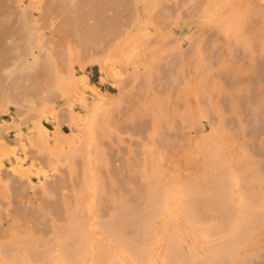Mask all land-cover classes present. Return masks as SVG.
Instances as JSON below:
<instances>
[{
  "label": "rangeland",
  "instance_id": "1",
  "mask_svg": "<svg viewBox=\"0 0 264 264\" xmlns=\"http://www.w3.org/2000/svg\"><path fill=\"white\" fill-rule=\"evenodd\" d=\"M6 1L4 2L2 0V2H4L5 4L1 3L3 5L0 6V11L1 10L4 11L5 7L9 6L8 9L10 8L9 9L10 17L9 18L6 17V20H4V17L0 15V19H2L4 21L3 22L4 25H7V27L9 26L11 28L10 29L8 27L10 30H8V32L7 31H5V32L7 33L6 35H8L9 31H11L10 33L12 34L11 35L12 38L8 37L9 38V41H8L7 40L8 38H6V36H5L6 39L5 38L4 39H5V41L7 40V42H5L2 38L5 34L3 32L4 30L1 31L3 33H2V35L0 34L1 35L0 37L2 38L3 42L6 43L7 45H10L14 41L16 42V39L18 41L20 40V42L17 41V44L12 43L13 46H10L13 48L12 49L13 51H9V50H11V48L9 47L10 48L9 49L8 46L6 44H4V47H7V50H8V51H5L7 56L5 54L3 55V57L1 56L3 54V51L1 48H3V50L6 48H4L3 46H0V52H2L0 54V75H1L0 78L2 79V77H3V79H5V80H3V79L2 80L5 83L12 80L11 81L12 85H10L11 83H8L10 86L8 84L4 83L6 85V87H7V85L9 86L8 88L17 87L20 84L21 85L25 84L24 83V82H26L25 80L32 78L31 76H29V78H28V75L25 73V72L28 73L30 68L29 69L28 68H25V69L21 68L22 72H21V69H20V73L18 72L19 71V68H18L19 64L18 63L22 64L21 62L23 61V59H25V57L27 58V61L30 62V61H32V59L35 55H37V54L41 55L42 53H44V52H42L43 49L40 47H37L34 49L33 55L29 54V55L24 56V54L22 53V52H24V49L28 50L30 52V50H29L30 47L27 46V43L24 41H27V37H28L29 40L27 42L29 45L30 44L29 41H30L31 36H32V38H33V36H35V35H31V33L34 32V31H32L33 30L32 27H30L31 25H29L30 28H28V29L25 27V26L28 27V25L25 23L30 24L29 21H32V20L35 21L36 27L39 28V31H40L41 35L43 36L42 38L45 40H52L51 43L54 44L55 47L58 48V52H59V56H60V60H61V66H60L61 70L67 76L73 75L75 80L77 79L78 82L77 81H69L68 82V84H67L68 87L66 89L67 90L66 96L60 92H57V91L54 92L55 96H53V94H52L53 99H55V101H54L55 104H54L53 108H51V107L46 108L43 112H41V114H39V122L42 123V128L45 130V132L43 131V129H41V130L37 129V125H36V122L34 123V120L28 119V121H25V122H22V124H19L21 122V120L18 121L15 119L17 117L13 113L14 108H13V105L11 103L8 104L9 110L7 113H0V128H1L0 137L5 138L6 136H8L7 137L8 139L6 140L8 142V144H4V146L0 145V178L2 177V180H0V231H1V229L2 230L4 229L5 230L4 235L7 234V231L10 232V229L8 230V228H10L9 226H11V224H10L11 223V216H10L11 208H12V206H14L16 201H18L15 199L13 191H11V190L8 191L7 179H6L7 176L6 175L11 176V177H14V176L19 177L22 175H20L18 173L21 170H23L24 173L27 174V176L31 179L32 184H33V188H30V186H29V188H25V190H24L23 184L20 181H18V182H16V183H18V191H22L26 195V198L29 196L33 197L34 202H32V203L35 204V203H38V201H39L40 195L38 196V194H42V190L39 188V184H40L41 180L45 179L43 171L40 169L41 166H44L45 169L48 170L47 173H49V175H50V179H46L48 184H50L52 182V180L55 178H64L65 177L68 180L75 179L74 174L69 173L70 169L75 170V171L78 170L76 174H79L80 181H84L85 179L88 181L89 180L92 181V179L95 178V175H97V172L94 170V165L96 163L105 162L108 160V158H111L113 165L115 167L119 163V162L115 161L116 155L117 154L119 155V159H121V162H122V159L125 158V155L129 152V150L131 148L133 149V154H135V155L140 150H142V148L144 146H148L149 148H152V149H154V148L158 149V146L155 147L157 145L156 141H159V135L157 136L156 133H161V132H166L167 135H170V136L172 135L171 137L168 136V138L176 145L182 144V142L185 143L188 139H190L192 143L187 141L189 144L197 145V143H198V145L200 146L199 143L202 144V142H203V144H204V143H208V140H211V142L213 141V143H211V144H213V145H211L212 148L210 147L209 144L208 145L212 151H215L217 148L221 149L223 147V149H224L227 147V146H225L226 141L223 138L224 136H226V134H227V136H229L230 133H232V136L236 134L237 135L236 137L239 138V142L242 145H244V146H242V145L241 146L242 147L247 146V148L245 147L244 151L246 152V150H247L246 153L248 156L247 159L244 160L245 163L242 161H240L242 164L239 161L236 162L238 167H239V168L236 167V170L238 169L237 173L239 176L241 175L240 181L241 180L243 181V179H245L243 177H245L247 175L244 182L246 180H248L249 182L248 181L245 182L248 185L245 183H241L242 182L241 181L240 184L237 185V186H239V188L241 187L240 188L241 190L238 189V187L233 188L235 186H233L231 184L232 182L229 183L230 177L228 175L230 174V172L227 175L225 174V172L226 173L228 172V169L230 170L229 166H231V165L229 164V162L227 163L226 161H225L226 164L224 162L222 164L220 163L223 160V159L221 160V158H224V156L223 157L221 156V155H223V153H220V152H225L226 149H224V151L222 149L220 151V149H219V153H217V154H221V155H219V157L218 156L216 157L213 155V157L209 156L210 158H207L208 154L212 156V154H211L212 151H211V153L206 152L207 156L202 154V156H205V159L207 158L205 160L206 162L204 161L205 165L203 164L205 166V168L202 165L203 166L202 169L204 168L202 171L205 174L209 173L210 169H211L210 173H212L213 171L214 172L212 174L209 173L206 175L201 172V178H202V179H200L201 180V182H200V188L201 189H199L200 191L198 190L197 194H199V196L200 195L203 196V194H204V196H205V193H206V195H208L207 193H210L212 195L213 194L212 192H214V193H216V196L219 195L220 198L224 194V196H223L224 199L222 198L223 202H224V200L226 202V199L228 197L229 198L227 200L230 202L229 203L227 201L228 202V203L226 202L227 205L224 202L225 207H228V205H229V207L232 206L231 199L233 198V195L235 198L232 199V202L236 201L235 199L237 198L236 202L238 203L240 201L239 204L242 205L241 207L244 206V204H242L244 202L241 201V198L243 196L242 193L248 194V192H250L252 194L251 195L249 193L250 196H254L257 193L256 197L264 195V192H263L264 190L260 191L264 188L257 185L260 183V180L264 182V180H262V179H264L262 177L264 175V141L262 142V140H261L262 138L264 140V105L260 106V104L264 103V101L263 102L261 101V100H264L262 98V96H264V94H263V92H260L261 94L256 93L257 95L254 94V91L256 90L255 87H257V85H256L257 80H255L256 79L255 78L256 77L255 72L257 75H259V78H260L262 85H263L262 81L264 82V74H263L264 73V61H262V60H264L263 59L264 58V54H263L264 47H262L263 44H260V43H264V42H259V43L257 42L259 44V47L256 46L257 44L254 45L255 47H257L256 49L252 48L253 45H251V46L249 45L251 47L250 48L251 50L255 49L254 54L257 53L256 54L257 59H255V60L258 63L254 61V58H256V56H254V58L252 57L253 61H254V62L253 61L252 62L258 64V65L255 64L257 66V67H255V69L256 68L257 69L255 72H252V73H254V75L251 74L250 75L251 78H249L250 81L251 80L253 81V82L251 81V83H253L256 86L254 87V85L252 84L253 86L250 87L249 96H247L248 94L244 93V95H242L243 96L242 98L239 97V100H241V103L239 102V104L242 105V106L239 105L241 107V109H239V111L241 110L239 112V113H241L240 117L237 116L238 113L236 115L232 111L233 106H232V103H230L231 102L230 101V99H231L230 94L225 92L226 94H228V95H225V94H222V93H224V91L221 92L222 91L221 89L224 86L223 84H225L227 86L231 83V85H232V83H233L232 81H234L233 85H235V82L242 78V77L238 78L237 76H235L234 79L233 78L231 79V75L233 74V71H231V69H236L238 67V65H240L241 67L244 65L243 66V68H244L245 65L248 66V64H246V63H249V65H250L251 59L249 58V62H247L248 61L247 59L249 56H251V54H253L252 53L253 50L252 51L248 50L249 48L247 46H246L247 48L246 47L245 48L240 47V44L242 46V44L244 43V41H242L243 35H246V36L254 35V34H256L255 32H258L259 30L261 31L262 27H264L263 26L264 25V0H242V2H243L242 3V5H243L242 18H243V21L245 20L244 22L246 24V28L237 30L235 28L236 26L232 25L234 29H232V31L229 32V36L227 34H226V36L224 35L225 37L228 36L229 39H227L228 37L226 39L231 41L230 44L227 42L229 46L231 45L230 48H228L226 46L227 43H225L226 44L225 45L222 42V40L225 39V37L222 35V32H223L222 29L220 32L216 28L217 25H212L213 27L206 26L207 25L206 20L210 17H208V18L203 17V15H202L203 11L199 10V8H201L202 5L200 6L197 3L198 0H197L196 4H194V2H193L196 0H193V1H191V0H188V1L187 0H157L159 3V7H157L158 9L156 8V10H158V11H155L156 13H154V11H153V13L156 14V16L152 13V15H153L152 20L153 21L148 19V16L150 13H146L147 8H148L149 12H152V10H151L152 4L150 3L152 1H150V0H149V3H147V2L145 3L146 5H142L144 3L141 2L142 3L141 4L138 0H98L99 3H101L103 6H105L104 10L106 11L107 14H114V16L117 15V17H115V18L119 19L118 24L122 25L124 30H123V33L118 38H116V36H115L114 40L113 39L111 40V42L117 41V44L115 45V46L118 45L117 47L113 48V47L109 46L108 43L100 40V44H98V46L90 47L84 51H82L80 49L82 51L81 54H76L75 52L72 51L75 45L79 46V43H78L77 38L74 36V33L70 32L68 30L70 28H74V23H73L74 20H72V18L75 19L76 18L75 16L76 15L78 16L80 14V12L77 11V10H79L78 7L76 6L77 3H75V2L79 1V6H80V3H81L80 0H73V1L72 0L71 1L63 0L65 4L63 3L62 0H20V1L12 0L14 3L10 0L9 1L6 0ZM59 1H61V2H59ZM81 1H83V0H81ZM113 1H115L116 4L112 7L111 4L113 3ZM8 2H10V4ZM31 2H32V4H30ZM71 2H73V4ZM218 2H219V4L215 7H219V6L220 7L218 9H214V5ZM230 2H232V0H210V3L207 4L206 8L204 9L205 12L207 13L206 15L212 16L214 18H220V19H228V20L231 19L232 13L229 11V10H231L230 9ZM52 3H53V5H51ZM58 3L62 6L63 9L61 8V6L59 7ZM61 3H63V5ZM197 4L199 5V7L197 6L198 9L196 8ZM71 5H72V7H71ZM74 6H76V7H74ZM83 6L85 9L84 11H86V10H88V6H90V5L89 4H87V5L83 4ZM83 6H82V8H83ZM148 6H151V7H148ZM1 7H4V9ZM24 8H26L28 10L29 13L27 12V10H26V12H27V14H29V17L31 16L30 17V19L32 18L31 20H29L26 17H25L26 19H24V15H23L25 13V11H23ZM50 8H51V10H50ZM55 8L58 10H55ZM70 8H71V10H70ZM6 10H7V8H6ZM68 10H70L71 12L69 11L70 12L69 13ZM51 11H53V12L50 13ZM66 12L69 15L66 14ZM77 13H79V14H77ZM65 14L68 15V16H66L68 18V20H69V16L71 19L70 21L66 22V25H67L66 30L68 31L69 34L65 31L60 32L57 29L58 18H62V16L65 17ZM70 14H72V18H71ZM58 15H60L61 17ZM25 16H27V15H25ZM207 16H205V17H207ZM10 19H11V22L8 23L10 21ZM21 20H23V21L21 22ZM26 20L28 22H26ZM89 22H90V19L88 20V23ZM240 22H242V21H240ZM0 23H1V20H0ZM12 25L13 26L16 25V26L13 27ZM214 26H216V27H214ZM17 27H18V29H17ZM12 28H14V31H16V33L14 32L15 33L14 35L12 32ZM259 28H261V29H259ZM24 29H26V30H24ZM29 29L32 31V32L30 31L31 33L28 31ZM19 30L21 32V33H19L20 36H18L19 34L17 33ZM22 31H25L24 32L25 34H23ZM129 35H132L133 38L131 41H130V39H128V41L126 42L125 40H126L127 36H129ZM8 36H10V35H8ZM13 37H14V39H13ZM15 37H16V39H15ZM23 37H24V41L22 40ZM240 39H242V40H240ZM227 40H225V42ZM234 40H236V41L240 40L239 42H241V43L236 42ZM22 41L24 42L23 45H25V46L18 44V43L21 44ZM238 43H239V45H238ZM1 44H2V42L0 43V45ZM245 44H243V45L245 46ZM14 45H16L17 47L22 46L23 48L22 47L17 48L16 46L15 47H16V49H18V50L21 49L23 51L18 52L17 50H14ZM130 45H131V47H130ZM260 45H261V47H260ZM16 52H18L19 54L20 53L23 54V56H21V54H20V56L24 57V58H22V60H19V58H17V56H19V55H17ZM10 55H11V57L15 55V57L12 58L13 61H11ZM260 55H261V57H260ZM4 56H6L7 59ZM43 56L45 57L44 54H43ZM43 56L40 59V62H41L40 65L41 64L47 65V62ZM8 57H10V58H8ZM21 57H20V59H21ZM14 58H17V61L15 60L16 61L15 63L18 64V66H16L17 69L15 68ZM9 61L13 62V64L9 63ZM242 62H243V65L241 64ZM244 62H245V64H244ZM25 63L26 62L24 61L23 64L21 65V67H23V65ZM2 64L8 65L9 67L4 65L6 67L5 68L4 66H2ZM233 64H235L237 67L235 65H234L235 68H232V66L230 67V65H233ZM227 65H229V69L227 68ZM10 66H12V68L14 66L15 69L13 68L12 71L16 70L17 72L16 71L15 72L17 74L15 72H14L15 74L12 72L14 75L12 74L10 76V74H11L10 73V70H11ZM223 66H225V67H223ZM241 67L239 69H242ZM41 68H42V70L44 69L43 66H41ZM41 68L39 67V71ZM180 68H182L183 70ZM8 69H10L9 72H8ZM179 69H180V71H179ZM244 69H246V68H244ZM53 71H54V69H53ZM183 71H184V73H183L184 76L181 74V72H183ZM227 71H228V73L231 71V73L227 74ZM258 71H259V73H257ZM261 71H263V72H261ZM202 72H204V74ZM7 73H9V74H7ZM22 73H23V76L25 74V75H27V77L21 76ZM19 74L22 77L21 78L22 83L19 82L17 84H13V82L15 81L14 77L16 75H19ZM206 74H209L210 77L206 76ZM228 75L230 77H228ZM233 75H235V73ZM205 76H206V79L210 83L207 81L208 83L205 84L206 79L204 78L205 79L204 80L203 78H200V77H205ZM18 77H16V78H18ZM192 77L193 78L195 77L194 79H196L197 82H194L195 80L191 81L190 79H193ZM81 78H84V80H83L84 84H82V82L80 80ZM164 78H165V82H164ZM185 78H186V80H185ZM229 78H230V83H229ZM259 78H257V79H259ZM21 79L19 77V80H21ZM202 79L204 81H201ZM211 79H214V80H211ZM235 79H237V80H235ZM16 80L18 82V79H16ZM175 80H177V81H175ZM198 80L200 81L199 83H198ZM180 81H182V82H180ZM186 81H188L190 83L194 82L195 83L194 86L198 85V87H199V84L205 85V87H203L204 90L200 86L201 91L199 90V92H201V93H198L199 95H196V97H194V98H190L192 100L191 110L186 109V107L184 106V103H183V102H185V99H181L179 94H178V89H180L179 84H180L181 88H183V87L185 88L187 85ZM260 81H258V82L260 83ZM122 82H124V85H127V86L125 87ZM183 82H184L185 86H181V83L183 84ZM212 82H214V83H212ZM2 83L3 82H1V84ZM170 83H171V85H170ZM173 83L175 84L174 87L172 86V85H174ZM196 83H198V84H196ZM4 84H3V86H5ZM26 84H28V81L26 82ZM261 84H259L260 87H261ZM238 85L239 84H237L235 86L238 87ZM0 86H2V85H0ZM170 86H172V87H170ZM250 86H251V84H250ZM2 87H1L2 90L5 89ZM229 87H232V86H227L226 88L229 89ZM224 89L225 88H223V90ZM228 89H225V90L228 91ZM8 90L10 92V89H8ZM11 90L13 92V90H16V88L11 89ZM17 90H18V88H17ZM257 91L259 92L258 87H257ZM257 91H255V92H257ZM15 92L16 91H14L13 93H15ZM123 93H126L132 101L127 103L126 99L122 100V98H124L122 96ZM251 93H252V95H251ZM15 94L19 96V94H17V93H15ZM226 96H228V98H226ZM14 97H16V96H14ZM248 97H250V98H248ZM169 98H170V101H168L167 104L170 105L169 103H171L176 107V109L174 111H172V109H174L175 107L174 106H173L174 108L171 107V110H170V106H168L166 104L167 107L169 108V111H171L170 114H172V116L167 115V117L168 116H169V118L171 117L170 119H172V120H170V121L175 126L174 128L170 127L171 123H169L170 126L167 124L170 121H168L166 123L164 120V123H163V118H162V114L165 115L166 112L164 110H162V107L160 105V99H168L169 100ZM243 102H245V103H243ZM248 102H249V104H248ZM257 102L260 103V104L258 103L260 106L259 110H258L259 107L257 105ZM254 104H256V105H254ZM250 105H251V108H250ZM252 105L255 107V109L258 110L256 114H255V112H256L255 109H254L255 112H253L254 107ZM256 106L258 108H256ZM252 115H255V116L252 117ZM25 116H26L25 119L29 118L30 113L28 115L26 114ZM32 116H35V115L32 114ZM59 117H61V119L63 120V122L61 123V127L58 126ZM167 117H166V119H167ZM182 118H184L185 121ZM160 119H162L161 122H160ZM173 120H174V122H173ZM117 125H118V127H117ZM29 128L32 130V132H28ZM133 129H135V130H133ZM173 129L174 130L176 129L175 132H173L174 131ZM169 130L171 131L172 134L168 133ZM214 130L218 133V135ZM212 131H214L216 133L217 138H216V136H214L215 140L211 139V137L208 140L205 139L206 136H208L207 134H209L210 132L212 133ZM182 132H184V134H186V138H187L186 141L181 140L182 136H184V135H182L183 134ZM211 133H210V135H211ZM177 135L181 139L179 137H177ZM152 137L154 140V145L152 142ZM178 138L182 142L179 143V140H176ZM207 138H209V137H207ZM57 139H61L62 145L56 144ZM175 141H176V143H175ZM177 141H178V143H177ZM42 142H45V146L47 147V149H46V151H43V153H41V152L38 153V155L40 157H44L45 154H47L49 156L48 160L42 161L38 157L36 160H33L34 163H32V161L29 158H25V159L19 160V163L21 165L20 166L21 170L15 171V172L11 170L12 166L16 165L15 164L16 163V160H15L16 155H18L19 157H23L25 151L35 150L36 147L42 146ZM208 145L207 146L201 145V146L203 147V149L205 147H207L209 149ZM201 146H200V148L202 149ZM204 151H206V149H204ZM159 152L161 155H163V153L166 155L165 150H163L161 148V146L159 148ZM202 152H203V150H202ZM209 152H210V150H209ZM218 158H220L219 159L220 161L218 160ZM208 159H209V161H208ZM246 160H247V162H246ZM216 161H217V163H215ZM124 162H125V160H124ZM124 162H122V163H124ZM218 162H219V164H218ZM209 163H210V165H209ZM213 163H215V164H213ZM236 163H233V165ZM50 164L51 165L53 164L55 167L57 165L60 168L61 172L60 173H53L52 166H50ZM212 164L215 166H212ZM206 165H209V166L207 167ZM237 165H235V166H237ZM227 166H228V168H227ZM212 167H214V168H212ZM223 167H226V168H223ZM205 169H207L208 172ZM239 170H240V172H238ZM240 173H242V174H240ZM245 173H248V174H245ZM214 174H216V176H218V177L212 176ZM203 175H204V177H203ZM258 176L260 178H258ZM174 177H175V175H174ZM176 177H178V175ZM249 177L252 179L249 180ZM256 177H257V180L255 179ZM171 178L175 179V178H173V176H171ZM216 178H218V180ZM169 180H171V179H169ZM191 180H192V178H191ZM176 181H177V179H175L174 181L171 180V182L173 184ZM252 181H253V183H251ZM185 182H186V184H185ZM185 182L182 184H179V185H178L179 182L177 184L175 183L174 186H169V185L165 184L166 186L165 185L162 186V188L164 190L160 187L161 185H158L159 189H157L158 188L157 187L155 189L156 191L154 192V193H156V195L158 197H161V199L163 197H166L168 200L171 199L169 207L173 206V208L170 209V211H169V214H170L169 217L171 219L174 217L177 219L179 218V223L181 221L180 219L183 218L182 217V212H183L182 210L184 207L183 199H180V198H181V196H183V193L185 194V190H187L192 185L191 184L192 181L190 182V180L188 181V183H187V180ZM256 182H258V183H256ZM263 182H261V183H263ZM225 183L227 186L224 185ZM261 183H260V185H261ZM189 184H191V185H189ZM241 184H243L245 186L247 185L248 188L245 186L243 187V185H241ZM250 184H252V185H250ZM254 184H256V185H254ZM164 186H165V188H164ZM213 186H214V189H213ZM223 186H226V188L223 189L224 188ZM231 186H232V188H231ZM252 186L253 187L259 186L262 189L260 188V190H258L259 187L258 188L255 187L257 190L255 188L252 189L253 188ZM263 186H264V183H263ZM219 188L221 190L217 191V189H219ZM249 188H251V190L255 191L256 193L253 191L251 192V190ZM230 189L232 191L231 195L229 194V192H231ZM243 189H245V190H243ZM35 190H36V192H35ZM215 190L217 192H215ZM234 190H235L236 196L233 193ZM238 190H240V192H242V193H238L239 192ZM18 191L16 190V192H18ZM178 191H182V193L177 194ZM220 191H222L223 193ZM257 191L258 192L260 191L261 195H259L260 192L258 193ZM199 192H202V193H199ZM220 193H222V195H220ZM239 194H241L242 196L240 195L238 198ZM245 194H244V196H245ZM34 195H35V197H34ZM152 196H154V195H152ZM168 196H169V198H168ZM158 197H155V198L158 199ZM99 198H101V197L98 194H96L95 200L96 199L99 200ZM166 198H164L162 200L159 199L161 201H158L157 199L156 200L158 203L159 202L164 203L167 200ZM87 200L88 199L84 200V203ZM157 202H156V204H157ZM162 203H161V205L163 207V205L166 203H164V204H162ZM233 203H235V202H233ZM157 205L159 206V204H157ZM246 205L247 204H245V206ZM154 206H151V207L153 209H155ZM245 206H244V208L239 207V208H241V212H244L246 210L247 206L246 207ZM253 206H254V209L258 208L257 209L258 211L257 210L251 211L250 213L252 215L249 214V210L245 211L247 215L249 214V216H246V217H248V218L251 217V218L249 219V221L246 219V222L240 224L239 228L242 225L243 226L241 227L240 232L238 230V233H237L238 235H235V236H237L236 238H234V237L232 238V236L231 237L227 236V237H230V240H229V245H228V239H225L227 241V248L225 250H227L228 248H231L230 246H232V248H231L232 252H233V248L234 249L236 248V250H234V253L239 250L237 253L241 252L240 256H241V254L245 255L241 258V259H243L242 261H244V258L247 259L248 257H249V259H252L251 262L249 260H247L248 262L245 261L247 264H264V254H260L263 256V258H261V260L259 259L260 257L258 258V260L257 259L255 260L254 257L251 256V255H253V252H254V255L256 253L259 254V251L261 253V251L264 248V242H263L264 237H262L260 235V234L264 235V229H263L264 226H262V225H264V213H263L264 210H263V207L257 206V208H255L256 205H253ZM158 208L161 209V206ZM243 209H244V211H242ZM247 209H248V207H247ZM261 209H262V211L259 212V210H261ZM254 211L255 212L257 211V212L254 214ZM94 212L98 215L101 213V211H99V209H94ZM103 216H104V213H102V217ZM123 218L124 217H122L121 220H123ZM125 219H127V218L125 217ZM189 220H191V219H189ZM258 220L259 221L261 220L260 221V228H259V225H257V224H259V222H254V221H258ZM190 222L191 221H189V224L192 225V222L191 223ZM245 223H246V225H245ZM248 223H249V225H248ZM251 223L253 224L254 227L252 226ZM261 223H263V224H261ZM34 224H35V222H34ZM41 225H43L45 227L44 224H41ZM41 225H38V228L41 231L42 230L44 231L45 229H46V231H47V229H49L48 231H50V232L52 231L51 226L49 227V225H47V223H46L45 228H42L43 226H41ZM180 225H181V223H180ZM193 225H194V223H193ZM248 226L251 227V230H249L250 228H248ZM256 226L258 228L254 229ZM261 226H262V228H261ZM33 227L37 228V224L33 225ZM190 227L191 226H188V228H190ZM191 228H193V227H191ZM242 228H243V230H242ZM258 229H260L262 232ZM46 231H45V234H47ZM50 232H48V233H50ZM2 233H3V231H2ZM0 234H1V232H0ZM257 234H259V236L262 237L263 241L261 240V238H258V239L256 238ZM252 236H253V238H252ZM1 238L2 237L0 235V239ZM193 239H195L194 241H197L198 237H197V239L195 237ZM200 240L201 239H198V241H200ZM225 240H223V241H225ZM258 240H261V241H258ZM166 241L169 243L171 242L169 240H166ZM166 241H165V244H167ZM192 241L193 240H191L190 243H192V244L197 243V244L192 245L189 243L190 246H192V248L194 250L198 249V252L193 251V253H192L191 247L188 246L191 250L190 251L191 253H190L188 251L189 248L187 246H184V249H183V246L181 245L182 243H180V244H179V242H177L178 244L175 243L176 248L178 247L177 249H179V250L176 249V251H178L176 253L177 256L175 254L172 256H176V258L178 257L177 258L178 263H180V261L183 258H188L189 263L194 264V262H195V261H193L194 259L191 260L190 258H192L193 256L195 258L196 252H197V255L199 252H200V255H202V253H203L204 255H206L207 258H208V256L212 258L214 255V258H212V260H214V259L219 260L222 257V255H220L221 257L219 256L216 259L215 254L219 255L218 254L219 252L221 254L222 251H225V250H222L223 249L222 246L224 244H221L222 245L220 247L221 249L220 248L219 249L222 251H219L217 248V251H218V253H217V251L215 250L216 249L215 247L219 243L216 244L217 240L215 241V238L212 239V241H209V242L207 241L206 243H205L206 240H201L200 241L201 243L198 241L197 242H194V241L192 242ZM221 241H222V239H221ZM221 241H220V243H225V242H221ZM255 241H256V243H255ZM203 243H204V245H203ZM207 243H208V245H207ZM259 245H260V247H259ZM194 247H196V248H194ZM181 248L183 251L181 250ZM259 248L260 249L262 248V249L260 250ZM201 249H204L205 251L201 252ZM255 251H256V253H255ZM214 252H215V254H214ZM225 252H222V253H223V256L226 258V256H229V255L226 252V256H225L224 255ZM180 253L186 254V255L182 256ZM110 254L111 253H109V256H106V257L107 258L111 257L110 259L114 260L113 262H115L116 261L115 259H118L119 256L121 257V256L127 255V252H124V249H118L117 251H114V253H112L111 255ZM113 257H117V258H113ZM181 257H182V259H181ZM198 257H200V256L198 255ZM206 257H205V259H206ZM257 257H258V255L256 256V258ZM156 258H157V256H156ZM169 258H167L166 260H168ZM176 258L173 257L175 264H177ZM228 258H230V257H228ZM208 259L210 260V258H208ZM208 259H207V261H208ZM153 260L156 261L155 258ZM158 260H160L159 256L157 258V261ZM169 260L171 261V258ZM227 260H225V261H227ZM171 262H173V261H171ZM246 263H243V264H246ZM0 264H7V263H5V261H3V258L1 257V255H0ZM23 264H32V263L29 262V263H23Z\"/></svg>",
  "mask_w": 264,
  "mask_h": 264
},
{
  "label": "bare ground",
  "instance_id": "2",
  "mask_svg": "<svg viewBox=\"0 0 264 264\" xmlns=\"http://www.w3.org/2000/svg\"><path fill=\"white\" fill-rule=\"evenodd\" d=\"M3 1L5 2L6 0H3ZM10 1H12V0H10ZM17 1H20V0H17ZM69 1H71V0H69ZM138 1L140 3L141 2L144 3V4L141 3L142 5H146L145 4L146 2L149 3V0L148 1L147 0H138ZM150 1H152V2H150L152 4L151 5L152 6V9H151L152 12H149V10L147 8L146 13H150L148 16V19L153 21L152 20V17H153L152 13H153V11H154V13H156L155 11H158V10H156V8L159 7V3L157 0H150ZM191 1H193V0H191ZM4 2H2V0H0V6H2L3 4H1V3H4ZM59 2H61V1H59ZM80 2H81L80 6H79V1L75 2V3H77L76 6L79 9L77 11H79L80 14L77 13V14H79L78 16L75 14L76 15L75 19L72 18V14H70L72 20H74L73 21L74 28H70L68 30L70 32L74 33V36L77 38L78 43H79V46L75 45L72 51L75 52L76 54H81L82 51L87 50L90 47L98 46V44H100V40L108 43L109 46H111L113 48L117 47L118 45L115 46L117 44V41L111 42V40L112 39L114 40L115 36H116V38H118L123 33V30H124L123 26L118 24L119 19L115 18V17H117V15L114 16V14H107L106 11L104 10L105 6H103L101 3H99L98 0H83V1L80 0ZM193 2H194V4H196L197 0L193 1ZM8 3L10 4V2H8ZM63 3H64V1H63ZM63 3H61V4L63 5ZM71 3L73 4V2H71ZM197 3L200 6L202 5L201 8H199V10L203 11V13H202L203 17L204 18L210 17L206 20V24H207L206 26L213 27L212 25H217V27L216 26H214V27H216L220 32L222 29V31H223L222 35L223 36L224 35L226 36V34L229 36V32L232 31V29H234L232 25L236 26L235 28L237 30L246 28V24L244 22L245 20L243 21V18H242V11H243L242 0H232V2H230V9L231 10H229V11L232 13V15H231L232 18L229 20L228 19L214 18L212 16L206 15L207 13L205 12L204 9L206 8V5L210 3V0H198ZM30 4H32V2ZM83 4L84 5H87V4L90 5V6H88V10L84 11L85 9H84ZM115 4H116V2L113 1V3L111 4L112 7ZM198 4L196 5V8H197V6L199 7ZM218 4H219V2L214 5V9H218L220 7V6L215 7ZM51 5H53V3ZM60 6L61 5L59 4V7ZM76 6H74V7H76ZM82 6H83V8H82ZM151 6H148V7H151ZM8 7H5V9H4V7H1L4 9V11L1 10L0 15L4 17V20H6V17H8V18L10 17V11H9L10 8L8 9ZM71 7H72V5H71ZM6 8H7V10H6ZM61 8H62V6H61ZM26 10H27L26 8H24V10H23V11H25V13L23 14L24 19L28 18L29 20H31L32 18L30 19L31 16L29 17V14H27L28 10H27V12H26ZM50 10H51V8H50ZM55 10H58V9L55 8ZM70 10H71V8H70ZM70 10H68V12ZM52 12L53 11H51L50 13H52ZM66 14H68V13L66 12ZM66 14H65V17L62 16V18H58L57 29L60 32L65 31L68 33V31L66 30L67 29L66 22L70 21L71 19L69 16V20H68V18L66 16H68L69 14L68 15H66ZM25 15H27L28 17ZM154 15L156 16V14H154ZM58 16H60V15H58ZM205 16H207V17H205ZM89 19H90V22L88 23ZM0 20H1L0 32L4 30L3 32L5 33L4 36L2 37L3 40L5 41V39L8 37L12 38V36H11L12 34L10 33L11 31H9V34H8L10 36L6 35L7 33L5 32V31L8 32V30H10L11 28L8 26L10 28L9 29L7 27V25H4V23H3L4 21L2 19H0ZM27 20H26V22L29 21V20L28 21ZM22 21L23 20H21V22ZM240 21H242V22H240ZM10 22H11V19L8 23H10ZM29 22H30V24L24 22L25 24L28 25V27L27 26H25V27L27 29L32 27V29H33L32 31H34V32H32L30 29L28 31L29 32L31 31L32 32V33L30 32L31 35H35V36H33V38L31 36L30 41H29L30 42L29 45L27 42L29 40L28 37H27V41H24V37L22 38V40L27 43V46L30 47V48L28 47L30 52L28 50H25V49H24V52H22L23 50L16 49V47H17L16 45H14V50H17L18 52L20 51L24 54V56H26L29 54L33 55L34 49L37 47H40L43 49L42 52H44V53H42L41 55L42 56H43V54L45 55L46 58L44 56L43 57L46 60L47 65L46 64L40 65V63H41L40 59L42 56L38 55V54L35 55L33 57L32 61H30V62L27 61V58L25 57V59H23V61L21 62L22 64L24 61L26 62L25 63L26 65L24 64L23 67H21L22 64L18 63L19 64V67H18L19 71L18 72L20 73L21 68L22 69L23 68L24 69L30 68L31 71L29 70L30 71L29 72L26 69L28 71V73L27 72H25V73L28 75V78H29V76L32 77L29 79L26 78L27 80H25V81L26 82L28 81V84H26V82H24L26 85L25 84H22V85L18 84L19 86L16 85L17 87H14V88H16V90H13V92L16 91L15 93L19 94V96L12 92L11 89H14L13 87L8 88L10 85H12V83H11L12 80L5 83L3 81L5 79H3V77H2L3 80L0 78V81L2 80L1 82H3L2 84L0 82V85H2V86L4 83L5 84L11 83L10 85L8 84L9 86L7 85V87L5 84H4L5 86H3V87L0 86V113H7L9 110L8 104L11 103L13 105V108H14L13 113L17 117V118H15V117L14 118L18 121L21 120V122L19 124H22V122L28 121V119L34 120V123L36 122L37 129L41 130L43 128H42V123L39 122V114H41V112H43L46 108H49V107L53 108V106L55 104V102H54L55 99H53V96H55L54 92L57 91V92H60L66 96L67 95L66 89L68 87L67 86L68 82L69 81H77V79L75 80L73 75L67 76L61 70V68H60L61 60H60L58 48L55 47V45L51 43L52 40H45L42 38L43 36L41 35L39 28L36 27L34 20L29 21ZM29 25H31V26L29 27ZM15 26H13V27H15ZM17 29H18V27H17ZM259 29H261V28H259ZM24 30H26V29H24ZM3 32H1L0 34L2 35ZM12 32H13V35L16 33V31H14V28H12ZM22 32H23V34H25L24 33L25 31H22ZM17 33L18 34L21 33L20 30ZM255 33L256 34L249 35V36L243 35L242 36L243 40L240 39V40L244 41L243 44L246 43L245 46L243 44L241 46V44H240V47L245 48L247 46L249 48L248 50H250V51L253 50L252 51L253 54H254L255 49L257 47H259L258 43L264 42V27H262L261 31L259 30L258 32H255ZM5 36H6V38H5ZM18 36H20V34ZM227 37H225V39L222 40V42L224 44L227 42L230 44V42H231L230 40H227V39H229V37L228 38ZM2 38L0 37V39H1L0 43L2 42V44L0 46L4 47V44H6V43L3 42ZM132 38H133V36L129 35V36H127L125 41L127 42L128 39H130V41H131ZM13 39H14V37H13ZM15 39H16V37H15ZM7 40L9 41V38ZM7 40L5 42H7ZM225 40H227V41L225 42ZM17 41L18 40L16 39V42L14 41L15 43L14 42H12V43L17 44ZM23 41L21 44L20 43H18V44L25 46V45H23L24 44ZM234 41H236V40H234ZM239 41H236V42H239ZM18 42H20V40ZM12 43L10 45L6 44L8 46V48L10 46H13ZM228 43H227V45L226 44L225 45L228 48H230L231 45L229 46ZM239 43H241V42H239ZM239 43H238V45H239ZM260 44H263L262 47H264V43H260ZM249 45L250 46L253 45L252 48H255V49L251 50L250 49L251 47ZM254 45H256L257 47H255ZM22 46H19V47H22ZM19 47H17V48H19ZM130 47H131V45H130ZM260 47H261V45H260ZM4 48H6V49L3 50V48H1L3 51V54L1 55L2 57L4 54L7 56V54L5 52V51H8L7 47H4ZM10 48H11V50H9V51H13L12 50L13 48L12 47H10ZM18 52H16V53H17V55L20 56L21 53L19 54ZM1 53L2 52H0V54ZM23 54H21V56H23ZM253 54H251V56H249L247 59L248 60L247 62H249V58H250L251 62H250V65H249V63H246V64H248V66L245 65V67H244L246 69L243 68V66H244L243 62L241 63L243 65L242 67L240 65H238V67H237L235 64L230 65V67L232 66V68H235V66L237 67L236 69L230 68L231 71H233V74L235 73V75L230 74L231 79L232 78L234 79L235 76H237L238 78L242 77L239 80L235 79V80H237L235 82V85L239 84L238 87L233 85L234 81H232V80L231 81L233 83L231 85L230 78H229L230 84L227 86H232V87H229L230 90L228 88H226L227 86L225 84H223L224 85L223 88L228 89V91H226L225 89L223 90V88L221 89L222 90L221 92L224 91V93H222V94H225V95H228L226 93L230 94V96H231L230 97L231 98L230 103H232V106H233L232 107L233 109L232 108L231 109H232L233 113H235L236 115L238 113L237 116H239V117L241 115V113H239L241 110L239 111V109H241L240 106H242L239 104V102L241 103V100H239V97L242 98L243 97L242 95H244V93L248 94L247 96H249L250 87H252L254 85L253 83H251L252 80L251 81L249 80V78H251L250 75L251 74L254 75V73H252V72H255L257 69V68L255 69V67H257L255 64L258 63L255 60V59H257V56H256L257 53L254 55ZM263 54H264V51H263ZM11 55H10V57H11ZM6 56H4V57L7 59ZM19 56H17V58H19V60H22V58H24V57L20 56L21 57V59H20ZM254 56H256V58H254ZM10 57H8V58H10ZM13 57H15V55L10 58L11 61H13V59H12ZM252 57L254 58V61L257 63H253L254 61H253ZM260 57H261V55H260ZM17 58H14V63L17 61ZM262 61H264V60H262ZM9 63L13 64V62H10V61H9ZM18 64L15 63V68H16V66H18ZM244 64H245V62H244ZM4 65L2 64V66H4ZM5 66L9 67L8 65H5ZM41 66H43V68H44L43 70H42ZM239 66L242 69H239L240 68ZM39 67L41 68L40 71H39ZM223 67H225V66H223ZM13 68H14V66H13ZM13 68H12V66H10L11 70L8 69V72L10 70V73H11L10 76L16 71V70L12 71ZM227 68L229 69V65H227ZM22 69H21V72H22ZM53 69H54V71H53ZM180 69H182V68H180ZM180 69H179V71H180ZM228 71H227V74L231 73V71L229 73H228ZM261 72H263V71H261ZM183 73H184V71L181 72L182 75H183ZM202 73L204 74V72H202ZM257 73H259V71ZM7 74H9V73H7ZM27 75L24 74V76H26V77H27ZM255 75H256L255 80H257V84L255 82L254 83L257 85L259 92L257 91V87H255L256 85H254L256 90L254 88L253 89L255 91H257V92H255L253 90L254 94L255 95H257L256 93L261 94L260 92H263V94H264V82L262 81V83H263V85H262L260 78H259V75H257L256 72H255ZM18 76L21 79L22 78L21 76H23V73L21 74V76L19 74V75H16L14 77L15 81L13 82V84H17L19 82L22 83V79L19 80ZM206 76H209V74H206ZM206 76L200 77V78L206 79ZM16 77H18V78H16ZM228 77H230V76L228 75ZM194 78L190 79V80L191 81L195 80L194 82H197V80ZM257 78H259V79H257ZM16 79H18V82ZM203 79L201 81L205 80V79L204 80ZM214 79H211V80H214ZM80 80H81L82 84H84L83 83L84 78H81ZM185 80H186V78H185ZM199 80H198V83L200 82ZM175 81H177V80H175ZM207 81L208 80L206 79L205 84L209 82V81L208 82ZM258 81H260V83ZM164 82H165V78H164ZM180 82H182V81H180ZM184 82H183V84L181 83V86H185ZM194 82L190 83V82L186 81L187 85L185 88L184 87L181 88L180 84H179L180 89H178V94H179L181 99H185V102H183V103H184V106L186 107L187 110H191L192 100L190 98H194V97H196V95H199L198 93H201V92H199V90L201 91V88L204 90L203 87H205V85H201V84H199V87H198V85L194 86L195 85ZM214 82H212V83H214ZM122 83L124 85V82H122ZM198 83H196V84H198ZM258 83L261 84V87ZM250 84H251V86H250ZM170 85H171V83H170ZM124 86L126 87L127 85H124ZM172 86L174 87L175 84ZM172 86H170V87H172ZM200 86H201V88H200ZM1 87L5 88V89L2 90ZM7 88L10 89L11 93L9 92V90ZM17 88H18V90H17ZM252 93H251V95H252ZM52 94H53V96H52ZM13 95L16 97H14ZM122 96L124 97V98H122V100L126 99L127 103L132 101L126 93H123ZM226 98H228V96H226ZM248 98H250V97H248ZM262 98L264 99V96H262ZM168 101H170V98H169V100L168 99H160V105L162 107V110H164L166 112L165 115L162 114L163 123H164V120L166 123L168 121L172 120V119H170L171 117L170 118H169V116L167 117V115L172 116V114H170L171 111H169V108L167 107ZM261 101L263 102L264 100H261ZM243 103H245V102H243ZM258 103L259 102H257V105L259 108L257 106H256V108H258V110H259L260 106L264 105V103L263 104L259 103L260 106ZM169 104L170 105H168V106H170V110H171V107L172 108L175 107L173 104H171V103H169ZM248 104H249V102H248ZM254 105H256V104H254ZM250 108H251V105H250ZM175 109H176V107L174 109H172V111H174ZM254 109H255V107L253 108V112H255V110H256V112H255V114H256L258 110L257 109L254 110ZM29 113H30V117L25 119L26 118L25 115L26 114L28 115ZM31 113L34 114L35 116H32ZM253 116H255V115H252V117ZM61 117H59V119H58V126L59 127H61V123L63 122ZM166 117H167V119H166ZM182 119L185 121L184 118H182ZM161 121H162V119H160V122ZM173 122H174V120H173ZM169 123H171V121L168 122L167 124L169 125ZM170 125L169 126L171 128L175 127L173 125V123H171ZM117 127H118V125H117ZM0 130H1V128H0ZM133 130H135V129H133ZM175 130L173 132H175ZM43 131L45 132L44 129H43ZM214 131H212V133L210 132L211 135H210V133L207 134L208 136H206L205 139L208 140V139H210V137H211V139H214V136H216V133H217L216 131H215L216 133ZM28 132H32V130L29 128ZM168 133L172 134L170 130L168 131ZM182 133H183L182 135H184V136H182V139L178 135H177V137H179L182 141L183 140L186 141L187 140L186 134H184V132H182ZM156 134H157V136L159 135V141H156L157 145L155 146V147L158 146V149L154 148V147H153L154 149H152V148H149L148 146H144L142 148V150H140L135 155V154H133V149L131 148L129 150V152L125 155V158L122 159V162H124V160H125V162H124L125 164L121 162V159H119V155L118 154L116 155L115 161L119 162V163L115 167L113 165L111 158H108V160L105 162H100V163L98 162L94 165V170L97 172V175H95V178L92 179V181L91 180L88 181L86 179L84 181H80L79 174H76L78 170L75 171V170L70 169L69 173L74 174L75 179L68 180L65 177L64 178H55L52 180V182L50 184H48L46 179H50V175H49V173H47L48 170H46L44 166H41L40 169L43 171L45 179L41 180V182L39 184V188L42 190V194H38V196L40 195L39 201H38V203H35V204L32 203V202H34L33 197L29 196L26 198V195L22 191H18V183H16L18 181H20L23 184L24 190H25V188H29V186H30V188H33V184H32L31 179L27 176V174L24 173L23 170L20 169L21 165L19 163V160L29 158L32 161V163H34L33 160H36L38 157L42 161L48 160L49 156L47 154H45L44 157H40L38 155V153H40V152L43 153V151H46L47 147L45 146V142H42V146L36 147L35 150L25 151L23 157H19L18 155H16V157H15V160H16L15 164L16 165H13L11 170L14 172L21 170L18 174H20L22 176L11 177V176L6 175L7 178L5 177L7 179L8 191H10V190L13 191L15 199L18 201H16L14 206H12V208H11V214H10L11 226H9L10 228L7 227L8 230L10 229V232L7 231V234L5 233L6 235H4L5 230L1 229V231H0L1 232L0 235L2 237L0 239V255L3 258V261H5V263H7V264H23V263H29V262H31L32 264H170V263L175 264L173 257L176 258V256H177L176 253L178 252V251H176V249L178 247L176 248L175 243H177V242H179V244L182 243L181 245L183 246V249H184V246L188 247V246H190V244H192V243H190V241L191 240L194 241L195 240V239H193L194 237L196 239L198 237V239L206 240L205 243L207 241L208 242L212 241V239L215 238V241L217 240L216 244L219 243L215 247L216 248L215 250L217 251V248L219 251L225 250L227 248V241L225 239H228V245H229L230 237L231 236H232V238L237 237L235 235H238L237 234L238 230L240 232L241 227L243 226L242 225L239 228L240 224L246 222V219L249 221V219L251 218V217L248 218L246 216H249V214H251L250 213L251 211L257 210L258 209L257 206L263 207V210H264V195L256 197L257 193L255 191L251 190V188H249L251 190V192L252 191L255 192L256 195L250 196L251 193L248 192V194L249 193L250 194L248 195V194L244 193L245 194V196H244V194L242 192H240L241 187L239 188V186H237L240 184V182L242 180L240 181L241 175L239 176L237 173L238 169L236 170V167L237 168H239V167H238L236 162L237 161L244 162V160L247 159V157H248L247 153H246L247 150H246V152L244 151L245 147L247 148V146L242 147L244 145H242L239 142V138L236 137L237 136L236 134L233 136H232V133H230L229 136H227V134H226L227 137L224 136L223 138L226 141V145L225 144L224 145L227 147L224 148V149H226L225 152H220V153H223V155H221V154H217V153H219L220 148L219 149L215 148L216 149L215 151L211 150V148H212L211 145H213V144H211V143H213V141L211 142V140H208V143H204V144H203V142H202V144L199 143L200 146L201 145L207 146L208 144L210 145L211 148L208 145L209 149L207 147H205L204 149H206V151H204L203 147L201 146L202 147V149H201L200 146L198 145V143H197L198 146L195 144L194 145L189 144L188 142L192 143L190 139L187 140L188 142L186 141L187 143L186 142L183 143L178 138L176 140H179V143L182 142V144L176 145L168 138V136H170V135H167L166 132H161V133H156ZM217 135H218V133H217ZM7 137L8 136H6L5 138L0 137V145L4 146V144H8V142L6 141L8 139ZM207 137H209V138H207ZM216 138H217V136H216ZM261 140H262V142L264 141L263 138ZM152 142L154 145L153 137H152ZM175 143H176V141H175ZM177 143H178V141H177ZM56 144L62 145L61 139H57ZM160 146L163 150H165L166 155L164 153H163V155L160 154V152H159ZM221 149L224 151L223 147ZM221 149H220V151H221ZM202 150H203V152H202ZM209 150H210V152H209ZM211 151H212V153H211ZM206 152L212 154V156H211L207 153L208 154L207 158L213 157V155L216 157L217 156L219 157V155H221L222 157L224 156V158H221V160L223 159L220 162L221 164L223 162L225 164H226V162L227 163L229 162V164L231 165V166H229L230 170L228 169V172L227 173L225 172V174L227 175L230 172V174L228 175L230 177V178L228 177L230 179L229 183L232 182L231 184L233 186H235L233 188L238 187V189H240V190H238L239 191L238 193H242L243 196L241 194H239L238 198L241 195L242 196L241 201L244 202V203H242V202L241 203L244 204V206H245V204H247L246 206L248 207V209L246 206L245 207H246V210H249L248 215L246 214V212H245L246 210L244 211V209L242 211H244L245 213L241 212V208H244V206L241 207L242 205L239 204V202H240L239 200H238L239 201L238 203L236 202L237 198L235 199L236 201H233L235 203L232 202V199L235 198L234 195H233V198L231 197L232 198L231 199L232 206L229 207V205H228V207H229L228 208V207H225L224 204L228 201L227 199L229 197L226 199V202L224 200V202H225L224 203L223 202L224 194L221 198L219 197V195L216 196V193H214V192H212L213 193L212 195L210 193H207L208 195H206V193H205V196H204V194H203V196H201V195L199 196V194H197L198 190L201 189L200 188V182H201L200 179H202L201 178V172L203 174H205L202 170L205 168L204 161L207 159V158L205 159V156H207ZM202 154H204L205 156H202ZM219 159L220 158H218V160ZM208 161H209V159H208ZM217 161L215 163H217ZM246 162H247V160H246ZM215 163H213V164H215ZM233 163H236V164L233 165ZM213 164H212V166H215ZM218 164H219V162H218ZM202 165L204 166L203 169H202V167H203ZM209 165H210V163H209ZM209 165H206V166L208 167ZM235 165H237V166H235ZM50 166H52L53 173H60L61 172L60 168L57 165L55 167L53 164L52 165L50 164ZM212 168H214V167H212ZM223 168H226V167H223ZM227 168H228V166H227ZM205 170L207 171V169H205ZM210 170H209V173H210ZM240 170L238 172H240ZM209 173H206V174H209ZM212 173H210V174H212ZM242 173H240V174H242ZM245 174H248V173H245ZM174 175H175V177H174ZM177 175H178V177H176ZM171 176H173V178L177 179V181L174 182V184L175 183L177 184L179 182L178 185L184 183L186 180H187V183L189 180H190V182L192 181V183H191L192 185L189 184L191 186L187 190H185V194L183 193V196H181V198H180V199H183V203H184V207L182 210L183 211L182 212L183 218L180 219L181 225L179 223V218L177 219L174 217L175 219L174 218L171 219L169 217L170 216L169 211H170V209L173 208V206L169 207L171 199L168 200L166 197L162 198V199H164V198L167 199V200L165 199L166 201L164 200L165 202L164 201L163 202L166 203L168 206L162 202L158 203L157 200L161 201L162 199H161V197H158L156 195V193H154L156 191L155 189L158 187V185H161L160 186L161 188L165 184L169 185V186H174V184L171 182V180L174 181L175 179H172ZM212 176L218 177V176H216V174H214ZM246 176L243 178L246 179ZM203 177H204V175H203ZM250 177H249V180L252 179ZM262 177L264 178V175ZM191 178H192V180H191ZM258 178H260V177L258 176ZM169 179H171V180H169ZM216 179L218 180V178H216ZM245 179H243V181L241 183H245L248 181V180H246L244 182ZM255 179L257 180V177ZM0 180H2V177L0 178ZM262 180H264V179H262ZM261 182H263V181L260 180V183ZM251 183H253V181ZM256 183H258V182H256ZM260 183L257 185L264 188V186H263L264 182L261 183V185H260ZM185 184H186V182H185ZM245 184H247V183H245ZM224 185H226V183ZM241 185H243V184H241ZM247 185L246 186L243 185V187L244 186L247 187ZM250 185H252V184H250ZM254 185H256V184H254ZM165 186H164V188H165ZM226 186H223L224 187L223 189H225ZM259 186H254V187L252 186L253 187L252 189H254L255 187L258 188ZM261 187H259L258 190H260ZM231 188H232V186H231ZM157 189H159V187ZM213 189H214V186H213ZM245 189H243V190H245ZM16 190L18 192H16ZM219 190H221V189L220 188L217 189V191H219ZM263 190L264 189H262L260 191H263ZM182 191H178L177 194L182 193ZM217 191L215 190V192H217ZM230 191H231V189H230ZM35 192H36V190H35ZM220 192H222V191H220ZM199 193H202V192H199ZM222 193H220V195H222ZM231 193H232V191L229 192L230 195H231ZM233 193L236 196L235 190L233 191ZM96 194H98L101 197V198H99V200H97V199L95 200ZM35 195H34V197H35ZM152 195H154V196H152ZM259 195H261V192ZM155 197H158V199ZM168 198H169V196H168ZM86 199H88V200L84 203V200H86ZM159 199H161V200H159ZM156 202H157V204H159V206L156 204ZM161 203L164 204L165 206L163 205V207H162ZM227 203H226V205H227ZM253 205H256L255 208H257V209H254ZM151 206H154L155 209H153ZM157 206L158 207L161 206V209L158 208ZM239 207H241V208H239ZM94 209H99V211H101V213L99 215L96 214L94 212ZM261 211H262V209L259 210V212H261ZM256 212L254 211V214ZM102 213H104L103 217H102ZM190 216L192 218L193 217L194 218L192 219ZM122 217H124L123 220H121ZM125 217L127 219H125ZM189 219H191V220H189ZM189 221L192 222V225L194 223V225L193 226L190 225ZM260 221L259 220L254 221V222H259V224L256 223L257 225H259V228H260ZM34 222H35V224H37V228L33 227V225H35ZM46 223H47V225H49V227L51 226V228H52L51 232L48 231L49 229H47V231H46V229L44 231L43 230L41 231L38 228V225H41V224H44L46 227ZM261 224H263V223H261ZM245 225H246V223H245ZM248 225H249V223H248ZM41 226H43V225H41ZM188 226H191L193 228H191V227L188 228ZM252 226H253V224H252ZM262 226H264V225H262ZM262 226H261V228H262ZM45 227L43 226L42 228H45ZM248 228H250L249 230H251V227L248 226ZM256 228H258V227L256 226L254 229H256ZM263 229H264V227H263ZM242 230H243V228H242ZM258 230H260V229H258ZM2 231H3V233H2ZM45 231L47 232V234H45ZM48 232H50V233H48ZM257 235H256L257 239L261 238V240H262V237H264V235H262V234H260L262 237H260L259 234H257ZM227 236H230V237H227ZM253 236H252V238H253ZM198 239H197V241H198ZM218 239L220 241L222 239L221 242H225L226 244L220 243V241ZM166 240H169L172 243L171 242L169 243ZM223 240H225V241H223ZM261 240H258V241H261ZM165 241L167 242V244H165ZM197 241H194V242H197ZM200 241H198V242H200ZM255 243H256V241H255ZM196 244L197 243H195L194 245H196ZM221 244H224L223 246L224 247L226 246V247L224 248ZM203 245H204V243H203ZM207 245H208V243H207ZM221 246L223 248L222 250H220ZM190 247H191L192 251L188 247L189 252L190 251L192 253H193V251L198 252V249L194 250L192 248V246H190ZM230 247L232 248V246H230ZM259 247H260V245H259ZM194 248H196V247H194ZM231 248H228L227 249L228 251L225 250L229 256H226V252L222 251V252H225L224 255L226 256V258L223 256L222 252L220 254V252L218 253V251H217V253L219 255L215 254V252H214L216 259L220 255H222V257L220 256L221 258L219 260L218 259L212 260V258H214V255L212 258L208 256V258H210V260H209L206 257V255H204L203 253H202V255H200V252L198 253V255L200 257H198L197 252H196L195 258L192 255L193 257L190 259L191 260L194 259L193 260V261H195L194 264H243V263L248 262L247 260H249L251 262L252 259H249L248 256H247L248 258L246 257L247 259L244 258V261H242L243 259H241V258L245 255L241 254V256H240L241 252L237 253L239 250L234 253V250H236V248L235 249L233 248V252H232ZM116 249L117 250L118 249H124V252H127V255L121 256V257L119 256L118 259H115L116 261L117 260L118 261L113 262L114 260L110 259L111 257L107 258L106 256H109V253L112 254V253H114V251H117ZM177 250H179V249H177ZM181 250H182V248H181ZM263 250H264V248H263ZM263 250L261 251V253L259 251V254L256 253V251H255V253L258 255L257 258H256L257 255L256 254L254 255V252H253V255H251V256H253L255 260L256 259L258 260V258L260 257L259 259L261 260V258H263V256L260 254H264ZM202 251H205V250L201 249V252ZM174 254L176 256H172ZM181 255L184 256L186 254H181ZM156 256H157V258L159 256L160 260L157 261ZM153 257L155 258L156 261L153 260L154 259ZM169 257L171 258V261H173V262H171L169 260L170 259ZM205 257H206V259H205ZM228 257H230V258H228ZM113 258H117V257H113ZM167 258H169L168 260L170 262L168 260H166ZM177 258H176V261H177ZM181 259H182V257H181ZM207 259H208V261H207ZM225 260H227V261H225ZM176 263L177 264H191V263H189L188 258H183L180 261V263H178V261Z\"/></svg>",
  "mask_w": 264,
  "mask_h": 264
}]
</instances>
